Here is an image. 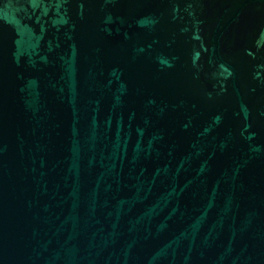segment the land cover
Instances as JSON below:
<instances>
[{
  "label": "water",
  "instance_id": "1",
  "mask_svg": "<svg viewBox=\"0 0 264 264\" xmlns=\"http://www.w3.org/2000/svg\"><path fill=\"white\" fill-rule=\"evenodd\" d=\"M0 264H264V0H0Z\"/></svg>",
  "mask_w": 264,
  "mask_h": 264
}]
</instances>
